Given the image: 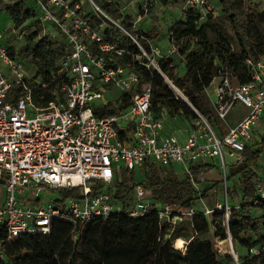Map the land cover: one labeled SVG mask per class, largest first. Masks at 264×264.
<instances>
[{"label":"built area","instance_id":"1","mask_svg":"<svg viewBox=\"0 0 264 264\" xmlns=\"http://www.w3.org/2000/svg\"><path fill=\"white\" fill-rule=\"evenodd\" d=\"M28 1L42 26V36L64 40L65 54L59 70L66 72L67 79L59 90L49 88L52 99L40 104L44 95L34 89L45 88L48 82L34 77L26 63L10 52L0 30V185L4 191L0 202V260L6 257L7 241L21 234H47L54 221L68 222L74 230L95 217L107 218L115 213L141 217L152 210L161 221L171 223L198 213L210 217L214 211L223 210L227 221L226 157L238 164L244 161L246 145L264 117V59L245 60L251 72L243 83L229 67H219L214 77V98L205 89L219 121L226 122L233 109H245L236 123L221 132L194 109L196 117L188 122L180 138L176 131L165 128L164 117H155L150 83L137 90L139 76L109 56L121 55L123 50L117 43L105 41L102 33L115 27L130 37L145 57L142 64L149 72L158 69L161 59L178 55L175 45L168 42L162 49L150 47L147 53L123 26L126 17L120 7L122 17L114 20L94 0ZM183 9L198 11L201 21L215 7L209 0H183ZM141 10L147 13V1ZM94 19L100 20L98 26H93ZM45 23L56 32L50 33ZM92 44L95 50L90 48ZM160 73L172 90L180 92ZM112 89L120 93L116 100L106 96ZM165 114V108H161V115ZM250 148L260 149L257 145ZM146 159L190 179L191 164H214L216 160L224 202L210 206L205 197H199L196 206L185 209L169 203L152 204L150 191L141 184L134 186L129 201L115 200L108 190L115 174L141 168ZM97 183L102 187L92 190ZM76 187L77 197L61 198L58 194L61 189ZM251 201H264V177L256 181ZM226 239L231 245L230 237ZM220 242L215 239L216 251ZM185 244L183 241L178 249L183 250Z\"/></svg>","mask_w":264,"mask_h":264},{"label":"trees","instance_id":"2","mask_svg":"<svg viewBox=\"0 0 264 264\" xmlns=\"http://www.w3.org/2000/svg\"><path fill=\"white\" fill-rule=\"evenodd\" d=\"M254 1L217 0L219 12H208L201 21L198 11L183 9L179 19L171 25L169 42L177 47L178 55L161 59L158 67L187 101L176 97L155 69L147 70L142 64L146 61L145 57L141 56L139 47L130 37L118 29H107L102 35L105 41L115 42L123 50L121 55L109 53V56L139 76L137 90L150 83L151 108L155 117L170 119L181 115L189 122L196 117V109L218 131L223 132L205 89L219 67H229L238 82L243 83L249 80L251 72L245 60L264 59V10H259ZM100 7L112 19H121L119 6L112 0L101 2ZM0 11L8 14L15 28L30 19L39 23L28 0H0ZM130 18L122 21L127 30L131 29L128 23ZM99 23V19L93 20V26ZM226 26L232 34H229ZM155 38L156 31L151 27L144 37L136 39L149 53V41ZM3 42L12 54L26 63L34 77L48 82L45 88L34 89L36 93L44 95L40 104H46L52 99L48 89L59 90L67 79L66 72L59 70V62L65 54L64 40L48 39L46 36L38 38V30L35 29L34 33L25 37V42L18 49L8 45L5 40ZM90 48L94 49V44ZM179 56L187 59L183 72L178 68L176 59ZM107 62L110 63L109 60ZM161 108L166 110L164 116L161 115ZM260 152V149L253 150L246 145L244 161L235 170L226 171V198L230 193L240 196L238 204L229 205L227 200L230 209L227 221L223 210L214 211L210 217L198 213L191 218H183L191 232L184 251L174 247L177 236L169 232L176 223L161 221L152 210L141 217H129L123 213H115L107 218L95 217L78 224L74 230L68 222L54 221L47 234H21L7 241L6 257L0 260V264H197L202 259L206 264H264V251L260 250L264 247V212L255 217L250 214L252 207H260L264 211V201L257 204L251 201L256 181L264 177V165L257 164ZM189 169L192 179L146 159L141 168L130 170L131 186L126 182V171L122 170L115 174L108 190L115 200L125 203L133 198L134 186L141 184L150 191L152 204L169 203L182 209L194 207L199 197H206L215 187L214 181L200 179V175L212 169L220 171V168L212 163H197L191 164ZM233 177L236 184L231 183L229 189L228 180ZM101 187L102 184L97 183L92 190ZM58 194L61 198L77 197L79 188L61 189ZM117 223L123 225L122 230L108 237L110 229ZM209 231L213 240H224L230 234L246 249V254L238 256L237 263L229 253L217 254L213 241L199 239ZM242 233H251L253 237L243 239ZM251 249L258 252L252 253Z\"/></svg>","mask_w":264,"mask_h":264},{"label":"rangeland","instance_id":"3","mask_svg":"<svg viewBox=\"0 0 264 264\" xmlns=\"http://www.w3.org/2000/svg\"><path fill=\"white\" fill-rule=\"evenodd\" d=\"M95 3L100 6L101 2H105L108 0H94ZM115 3H118V6L124 11V17H131L130 20H128V23L131 25V29L128 30V32L136 39L137 37L141 36L144 37L145 33L151 28L154 27L156 31V38L149 41L150 47H158V48H165L168 44L169 40V29L171 25L179 19L181 16L180 13L183 10V0H112ZM147 1L148 3V11L147 13H144L141 10V5ZM211 5L215 7L214 12H219V5L217 3V0H209ZM86 3V1H85ZM254 3H257L259 10H264V0H255ZM89 9V7H87ZM141 14L140 19L137 18V15ZM36 17V16H35ZM38 24V25H37ZM35 23L34 19H30L25 21L21 26L18 28H15L13 25V22L9 18L8 14L0 11V30L3 31L4 34V40L7 42L8 45H12L15 49H18L24 42L25 37L29 34H32L35 32V29L38 30V38L42 37L43 31L42 26L39 23ZM46 29L50 31V33H55L56 30L51 24H46ZM227 31L229 34H232L230 29L226 26ZM115 29V27H113ZM151 60H156L152 58L150 54H148ZM177 64L180 72L184 71L185 63L187 61L186 58L183 56L177 57ZM155 70L160 73L161 70L158 67V69L155 68ZM161 74V73H160ZM217 82V79H213L211 84L206 88V92L209 97L214 98L213 89ZM173 94L176 95V97L187 101L186 98L176 90H173ZM116 100L117 97H119L120 93L116 91L115 89L110 90L108 93H106V96H110ZM245 113L244 108L240 109H233L228 118L226 119V122L220 121L222 125V129L225 130V128L229 125H232L236 120L239 119V117L243 116ZM166 121L171 122L173 125H175V130H177L179 127L188 125V121H186V118L179 115L178 117L168 118ZM259 133L262 135L264 134V123H261V125L258 128ZM264 147V146H262ZM261 148V147H260ZM262 152H264V149H262ZM214 164H217V161H213ZM226 162L228 164L227 171L235 170L239 164L234 163V161L230 157H226ZM203 165V163H201ZM210 172H204L200 175V179H208L209 181L215 182V187L212 188V190L207 194L205 197V201L208 205L214 206L218 202H224V192L222 187L220 186V183L222 182L221 173L217 169H212ZM126 182L131 186V173L130 171H127L126 173ZM231 183L236 184V178H231V180H228V184L230 185L229 189H231ZM4 194V191L2 189V186L0 185V199L2 198ZM227 200L229 205L232 204H238L240 201L239 195H227ZM262 209L260 207H252L250 208V214L252 216H259L262 214ZM176 226L170 228V233H173L177 236V239L174 241L175 247H181L183 244V241L189 240L191 237V232L189 229V226L185 219L178 220L175 222ZM123 228V225L121 223H117L114 225L108 234V237H111L112 235L118 234ZM228 236L231 239V245L229 243L228 239L221 240L219 243V247H217L218 251H216L217 254H223V253H229L233 261L237 263L238 256H243L246 254V249L242 247L240 242L234 241V239L231 237L230 234ZM242 238H248L249 236L252 238L253 236L251 233H242ZM196 238V237H194ZM193 238V239H194ZM200 240H209L213 241V244L215 242V239L213 240L212 232L209 231L208 233L202 235L199 237ZM184 251V249H183ZM197 264H206L205 260H199Z\"/></svg>","mask_w":264,"mask_h":264},{"label":"crops","instance_id":"4","mask_svg":"<svg viewBox=\"0 0 264 264\" xmlns=\"http://www.w3.org/2000/svg\"><path fill=\"white\" fill-rule=\"evenodd\" d=\"M238 109H240V108H238ZM237 109V110H238ZM242 117V116H241ZM241 117H239V119L241 118ZM238 119V120H239ZM237 122V120L234 122V123H236ZM233 123V124H234ZM261 123H264V117H262V119L260 120V122H259V124H258V126L255 128V130H254V132H253V135H252V139H251V141L249 142V145H252V147L253 148H255V145H257L259 148H260V156L258 157V159H257V164H259V165H264V152H262V149H264V147H262V146H264V134H260L259 133V131H258V128H259V126L261 125ZM232 124V125H233ZM175 125H173L171 122H168V121H166V123H165V128L167 129V130H173V131H176L177 133H178V135H179V137L180 138H183L184 137V130H185V128H186V126L187 125H184V126H181V127H179L177 130H175V127H174ZM224 131V130H223ZM215 170V169H214ZM211 171H213V170H211ZM210 172V171H209ZM2 199H3V196H2V198L0 199V202L2 201Z\"/></svg>","mask_w":264,"mask_h":264},{"label":"bare ground","instance_id":"5","mask_svg":"<svg viewBox=\"0 0 264 264\" xmlns=\"http://www.w3.org/2000/svg\"><path fill=\"white\" fill-rule=\"evenodd\" d=\"M183 244V243H182ZM175 247V246H174ZM177 248V247H176ZM178 248H180V247H178Z\"/></svg>","mask_w":264,"mask_h":264}]
</instances>
